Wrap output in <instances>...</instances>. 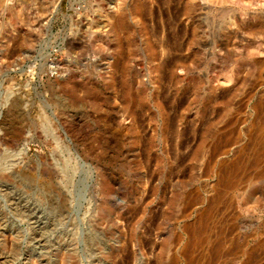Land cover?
Here are the masks:
<instances>
[{"label":"rangeland","instance_id":"1","mask_svg":"<svg viewBox=\"0 0 264 264\" xmlns=\"http://www.w3.org/2000/svg\"><path fill=\"white\" fill-rule=\"evenodd\" d=\"M0 256L264 264V0H0Z\"/></svg>","mask_w":264,"mask_h":264},{"label":"bare ground","instance_id":"2","mask_svg":"<svg viewBox=\"0 0 264 264\" xmlns=\"http://www.w3.org/2000/svg\"><path fill=\"white\" fill-rule=\"evenodd\" d=\"M180 12V11H179ZM177 14V13H176ZM179 14V13H178ZM176 16H178V15H176ZM164 18V17H163ZM166 18H168V17H166ZM174 18H175V16H174ZM175 20V19H174ZM174 22V21H173ZM172 22V23H173ZM172 26V25H171ZM176 36V35H175ZM180 43V42H179ZM198 161V160H197ZM253 162V161H252ZM222 171V170H221ZM232 176V175H231ZM236 181V180H235ZM215 204V203H214ZM259 205V204H258ZM234 211V210H233ZM224 219V218H223ZM203 224V223H202ZM222 244V243H221ZM57 249V248H56ZM256 255V254H255ZM257 256V255H256ZM1 257V256H0ZM7 257V256H6ZM8 258V257H7ZM7 258H4L5 260L7 259ZM3 259V258H2ZM2 260H0V262H1ZM3 263H6V262H4V261H2L1 262V264H3Z\"/></svg>","mask_w":264,"mask_h":264}]
</instances>
